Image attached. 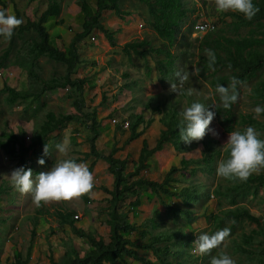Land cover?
I'll return each instance as SVG.
<instances>
[{
	"label": "rangeland",
	"instance_id": "1",
	"mask_svg": "<svg viewBox=\"0 0 264 264\" xmlns=\"http://www.w3.org/2000/svg\"><path fill=\"white\" fill-rule=\"evenodd\" d=\"M5 9L15 14L18 9L21 19L35 20L48 5V0H4ZM89 5L95 9L96 0H88ZM187 13L176 29L173 44L170 45L155 31L151 22L152 15L148 6L142 0H120V8L129 14L117 16L112 10L104 11L101 22L109 31L114 32V45L98 30H92L79 44V63L76 73L72 78L84 79L85 85L80 100V105L75 106L73 99L68 98V91L58 89L42 95L39 99L28 98L18 101L10 106L3 92L4 85L12 87L16 91L25 92L29 88V80L26 71L18 63L23 58L22 48L34 36L32 31L25 32L23 36H14L13 40L0 37V55L10 45L11 51L5 65L0 70H8L7 76L3 72L0 76V138H8L10 133L23 137L26 144H32L25 156L26 165L23 166L15 158H11L0 147V264H10L13 261L15 251L23 257L27 248L31 246V264H65L74 256L83 257L90 246L85 238L74 234L68 224H59L57 211H72L75 218V226L79 230L90 232L96 239L108 243L110 239V227L107 223L110 210L109 198L111 194L107 190L112 189V175L108 171V164L103 160H94L93 157H85L89 151V128L80 123L79 116L92 111L96 112V120L100 124V134L96 141L98 152L107 156L112 147H115L113 158L122 160L126 158L124 173L132 172L135 161L140 156L143 139L146 138L150 147H154L165 128L160 118L176 108L180 113L182 109L198 101L209 107L216 113L203 140L192 141L191 144L182 140L179 149H175L172 143H166L162 151L157 152L149 160V168L138 174L139 178L163 182L167 173L176 168L174 178L176 183L172 186L176 192L193 189L198 193L196 200H188L185 195L168 196L153 192L150 188L140 189L141 203L131 206L129 201L134 197H128L117 204V212H126L127 221L136 225L147 222L154 217L159 226L152 232L160 231L166 234L176 232L178 239L174 250L178 255L169 257V260L182 264H209L211 257L221 250L231 256L236 264H261L264 260L263 235L253 233L258 226L246 219L234 222L226 219L222 223L213 219L224 217V211L229 208L245 207L257 216L264 228V185L256 191L241 193L238 206H231L226 197L218 196L217 191H225L233 186L232 180H226L217 175L218 161L226 159L228 153L223 150L229 133L234 130H244L253 126L261 133L264 139V128H257L248 123L240 122V115L251 114L255 118L253 109L256 106H264L263 102H256L252 89L256 82L264 76V69L257 78L244 82L238 88V100L233 104L235 123L233 130L228 131L227 124L220 121L224 116L218 114L216 109L222 105L216 87L211 85L215 77L230 76L227 68L218 69L214 74L212 70L205 72V77L200 74L192 75L195 69L202 67L201 54H204L205 46L201 45L203 36L207 32L197 33L193 37L190 28L200 21L214 24L215 29L210 31L209 40L216 33L227 37H241L249 34V26H241L235 29L233 23L236 18L227 13H218L215 0H183ZM60 14L49 19L46 27L50 32L49 42L60 49L67 51L69 42L74 34L81 30L83 13L80 10V0H59ZM231 13V12H230ZM148 40L149 45L156 48L168 49L174 56L173 72L161 80L164 75L160 71V62L165 61V54L152 53L146 56L138 55L133 50L131 53L123 51L122 47L127 42ZM145 45L143 48H148ZM204 46V47H203ZM262 48V46L260 47ZM40 77L48 80L53 76L65 74V65L49 61L42 56L36 61ZM189 72V79L184 84V89L192 88L194 94L188 96L170 93V82H177V72ZM263 74V75H262ZM262 75V76H261ZM37 85L34 86L36 90ZM32 91V90H31ZM47 112L55 115H78V120L71 121L49 134L42 143L36 144V134L45 121ZM137 115L145 119L139 130L144 129V134L136 140L126 143L128 125L122 127L124 121L132 122ZM179 116V114H178ZM180 117V116H179ZM264 122V114L255 118ZM115 120V123L112 122ZM218 135H214L213 133ZM210 139L211 145L207 150L205 142ZM67 141V155H59L56 145ZM35 143V144H34ZM48 145L49 154L44 155V146ZM199 150V151H198ZM218 150V155L207 163L206 157L212 151ZM43 158L45 164L41 166L38 160ZM79 159L77 163H86L94 175V188L87 200L83 197L68 202H49L37 207L32 200L31 193L20 194L11 184L6 175L16 168L32 169L33 178L41 172L49 171L56 159ZM189 161V165L182 169L181 160ZM193 161V162H191ZM261 170L258 175L263 173ZM135 177L129 179L133 180ZM207 193L209 197L201 196ZM172 204L179 208L190 210L192 218L188 220L183 214L170 213L165 204ZM74 214V215H75ZM230 228L231 234L226 238L221 248L213 250L211 254L193 255L194 242L200 234H214L223 228ZM150 229V227H147ZM34 232V233H33ZM252 234V242L245 245L244 235ZM126 236L137 244L149 241L148 235L141 238L137 231L127 233ZM175 238V237H174ZM243 247L246 252H239ZM248 251V252H247ZM145 259L155 261L150 252L139 251ZM117 264H138L129 258L118 261Z\"/></svg>",
	"mask_w": 264,
	"mask_h": 264
},
{
	"label": "trees",
	"instance_id": "2",
	"mask_svg": "<svg viewBox=\"0 0 264 264\" xmlns=\"http://www.w3.org/2000/svg\"><path fill=\"white\" fill-rule=\"evenodd\" d=\"M142 1L146 3L149 12L153 17L151 25L155 31L160 37L166 39L168 43L172 45L176 29L180 26L181 21L185 18L187 13V8L185 7L183 0ZM253 2L260 8V11L251 21L245 19L242 14L233 12L227 13L236 18L233 23L235 29H238L241 26L250 27L248 35L232 38L216 33V36L210 38V40L208 37L211 33L207 32L203 36L201 45H204L205 48H202V50L212 49L217 58L215 71H213L212 74L222 68L230 70V76L213 78L211 80V85L213 87H216L218 84L227 86L232 77H236L243 82L250 81L257 78L264 69V0H253ZM5 7V1L0 0V9H5ZM60 10L61 7L59 0H48L46 9L41 12L39 17L35 20L26 18L25 22L14 31L10 41L13 40L14 36H23L24 33L28 31H32L34 36L27 43V46L22 48L23 58L18 63V65L26 71L29 80L28 90L21 92L11 89L7 85H4L3 87L7 103L10 106L15 105L18 101H25L28 98L37 100L42 95L58 89L67 90L68 98L73 99L75 106L80 105V100L77 97L81 96L83 92L85 80L72 78L76 73L77 65L79 63L78 44L92 30L96 29L105 36L111 45H114V32L105 28L101 22V16L103 12L107 10H112L119 17L123 14H129L128 12L121 10L120 0H96L95 9L89 5L88 0H80V10L83 13L81 30L74 34L72 40L69 42L68 50L64 51L49 42L50 32L46 27V23L49 19L59 16ZM15 15L18 18H21L18 9L15 10ZM191 31L192 27L190 28V33ZM149 44V41L145 39L141 41H132L125 43L122 49L126 53H131L133 50L136 54L144 56V58L152 53L165 54V61H161L159 67L162 75H164L163 78L161 77L163 82L165 77L173 72L175 63L174 56L166 48H156ZM145 45H149L148 48H143ZM261 46L262 48H260ZM10 51L11 46L9 45L0 55V69L5 65ZM42 56H45L49 61L65 65V74L62 76H53L48 80H43L40 77L39 68H37L36 64V61L42 58ZM200 58L202 61V67L199 68V74L205 77V72L210 70L207 68V57L201 54ZM35 85H37V88L33 91ZM238 88L237 92L239 93ZM252 92L256 102L264 101V76L261 80L255 83ZM216 112L218 114H223L224 117L220 119V121L227 124L228 131L233 130V125L235 123L233 104L228 109H225L223 105H220L217 107ZM178 114L179 112L176 108H170L169 111L164 113L160 120L165 128L161 130L156 145L150 147L148 140L146 138L143 139L140 156H138V159L134 162V170L129 173H124V168L127 162L126 158L119 160L112 157L115 152V147H112L107 156H103L98 152L96 141L100 134V124L96 120V112L92 111L89 114L79 116L80 123L89 128L90 131L87 138L89 142V151L85 154V157H93L94 160L103 159L108 164V171L112 175V189L107 190L111 194V197L109 198L110 210L107 219V223L110 227V239L108 243H104L101 239H96L90 232L77 229L74 224V212L57 211L56 216L58 217L59 224H68L72 232L81 238H85L90 246V250L83 257L76 255L74 258H70L68 262L66 260L65 264H117L118 261H122L125 257L138 264H182L181 262L169 260V257H176L178 255L174 250L177 242L182 243L177 238L178 234H176V232L166 234L156 231L153 233L152 230L157 229L159 226V223L154 217L148 218L146 223L143 222L140 225H136L127 221L126 212H117V204L128 197H134L133 201L128 202L131 206H138L141 203L140 189L145 187L150 188L155 193L168 196L178 197L183 194L190 201L196 200V198L200 196L193 189L176 192V189L172 186L176 183L174 178V173L177 170L176 168H172L161 183L138 177L140 171L149 168V164L147 163L148 160L157 152L162 151L166 143H172L175 149H179L181 139L178 129L180 121ZM45 118V121L41 124L39 133L36 134V144L42 143L49 134L55 132L65 124L78 120V115L68 114L57 116L53 112H47ZM240 122L243 124L248 123L249 125H254L257 128H264V122L258 121L251 114L240 115ZM143 123H145V119L142 115L135 116L132 122L128 123V135L124 140L126 143L136 140L144 134V129L139 130V127ZM205 144L207 145L208 150L211 145V140L208 139ZM31 145L26 144L22 136L13 133H10L6 139L0 138V147H2L6 154L11 158H15L17 162L23 166L27 163L25 156ZM215 154L218 155L219 151H212V154L204 160L209 163ZM74 160L77 161L79 159L75 158ZM188 165L189 161L185 159L181 160L182 169H185ZM135 176V179L129 180ZM233 182L235 183L233 186L226 188L225 191H217L216 194L218 196L226 197L231 206H238L241 193H245V191H256L259 187L264 185V172L258 175L253 174L247 182ZM202 195L207 198L209 197L207 193H202L201 196ZM83 198L87 200L86 195L83 196ZM165 206L166 209L174 215L183 214L188 220L192 218L190 210L179 208L169 203L165 204ZM211 217L217 221L219 219L220 223L226 219H231L234 222L242 219L254 222L258 228L257 230H253V233L262 234L264 241V228L262 227L259 218L245 207L239 206L229 208L224 211V217L222 218H218L213 214ZM147 227H150V229ZM134 231H137L141 238L148 235L149 241L143 244H137L131 241V239H128L126 234ZM252 239V234L244 235L243 242L248 246L252 242ZM238 250L239 252H246V249L243 247H240ZM139 251L150 252L155 261L145 259L139 254ZM30 252L31 246L27 248L25 257H23L20 252L15 253L13 261L10 264H28ZM259 261L261 264H264V260L261 258Z\"/></svg>",
	"mask_w": 264,
	"mask_h": 264
},
{
	"label": "clouds",
	"instance_id": "3",
	"mask_svg": "<svg viewBox=\"0 0 264 264\" xmlns=\"http://www.w3.org/2000/svg\"><path fill=\"white\" fill-rule=\"evenodd\" d=\"M215 7L218 13H238L245 19L251 21L259 13L260 8L253 0H215ZM23 24V20L15 14L9 13L7 9H0V37L10 40L14 31ZM207 26L197 24L195 29L205 31ZM207 57V68L215 71L217 62L216 54L212 49H205ZM231 67V66H229ZM192 75H198L199 70L195 69ZM177 82H170V93L177 95L186 94L192 96V88L184 89L185 82L189 79V72H177ZM244 82L232 77L227 86L218 84L216 93L225 109L231 107L238 100V86ZM255 118L264 114V106H256L253 109ZM216 113L205 107L204 104L194 101L190 106L179 113L178 125L180 139L188 144L192 141L203 140L209 126L215 118ZM214 135H218L215 132ZM261 133L253 126L244 130H234L229 133L227 142L222 149L228 152L226 159L218 161L217 175L226 180L247 182L249 178L261 170H264V139ZM59 155H67V141L56 145ZM199 151V150H198ZM49 154V147L44 146V155ZM38 164L43 166L45 160L40 158ZM12 186L22 195L31 193L33 203L40 207L49 202H68L80 199L89 195L94 188V175L86 163H77L74 159H56L49 171L41 172L33 178L32 169L23 167L13 169L10 175H6ZM231 234L230 228H223L214 234H200L192 248L193 255L211 254L213 250L221 248L226 238ZM209 264H236L235 260L226 252L220 251L211 257Z\"/></svg>",
	"mask_w": 264,
	"mask_h": 264
},
{
	"label": "built area",
	"instance_id": "4",
	"mask_svg": "<svg viewBox=\"0 0 264 264\" xmlns=\"http://www.w3.org/2000/svg\"><path fill=\"white\" fill-rule=\"evenodd\" d=\"M197 24H199V25H201V26H207L206 30H205V31H198V30H196V29H195V26H196ZM214 29H215L214 24H212V23H210V22H207V21H200V22L194 24V26H193V28H192V31H191V35H192L193 37H195L197 33H200V32H210V31H213ZM3 72H5V73L7 74V76H10V75H11L10 73L8 74V72H9L8 70H0V76H1V74H2ZM7 86H8V85H7ZM8 87H10V86H8ZM10 88H12V87H10ZM112 122L115 123V120H112ZM128 123H129V122L124 121V122L121 124V126H122V127H126V126L128 125ZM74 217H75V218H78V215L75 214Z\"/></svg>",
	"mask_w": 264,
	"mask_h": 264
},
{
	"label": "crops",
	"instance_id": "5",
	"mask_svg": "<svg viewBox=\"0 0 264 264\" xmlns=\"http://www.w3.org/2000/svg\"><path fill=\"white\" fill-rule=\"evenodd\" d=\"M18 251H15V253H17ZM14 253V254H15ZM14 254H13V256H14ZM28 264H31V256H30V259H29V262H28Z\"/></svg>",
	"mask_w": 264,
	"mask_h": 264
}]
</instances>
